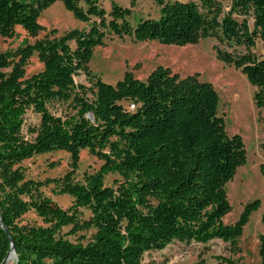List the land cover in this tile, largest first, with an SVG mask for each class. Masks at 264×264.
I'll return each instance as SVG.
<instances>
[{
  "label": "trees",
  "instance_id": "obj_1",
  "mask_svg": "<svg viewBox=\"0 0 264 264\" xmlns=\"http://www.w3.org/2000/svg\"><path fill=\"white\" fill-rule=\"evenodd\" d=\"M55 1L89 28L36 40L12 54L0 52V264L11 244L15 264H141L145 253L174 241L219 240L235 253L260 201L248 203L234 225L223 224L229 210L224 187L244 163V145L240 135H227L217 93L195 77L180 78L162 66L144 82L127 73L110 85L91 75L87 64L109 36L181 46L220 34L229 45L240 39L253 47L259 39L264 51V0H231L220 22L227 0H202L213 10L210 17L192 1L151 0L160 7L159 18L139 20L135 27L126 19L130 9L115 2L107 12L96 0H86L85 8L80 0H0V35L11 37L20 27L36 37L43 29L41 11ZM235 15L244 17L242 23ZM33 55L43 68L25 78ZM218 55L226 62L240 60L237 66L257 88L255 106L263 109L264 57L244 61L220 49ZM80 74L89 80L93 100L85 97L86 87L75 83ZM53 102H70L75 114L54 116L48 108ZM28 111L39 116L38 126L27 128L35 135L32 140L23 136ZM85 149L103 164L84 183L74 182L71 171L47 183L33 181L21 166L34 156L62 151L76 169ZM109 174L117 178L105 186ZM46 184H54V193L69 196L72 204L62 209L46 197L41 191ZM81 210L90 213L83 227ZM30 212L42 226L21 224ZM66 227L72 229L62 233ZM82 228L94 231L85 244L65 237ZM259 242L264 264V235ZM216 259L217 264H232L224 256Z\"/></svg>",
  "mask_w": 264,
  "mask_h": 264
},
{
  "label": "rangeland",
  "instance_id": "obj_2",
  "mask_svg": "<svg viewBox=\"0 0 264 264\" xmlns=\"http://www.w3.org/2000/svg\"><path fill=\"white\" fill-rule=\"evenodd\" d=\"M98 5L107 12L111 3L130 9V15L126 18L132 27L142 19H158L160 7L151 0H135V5H130V0H96ZM192 1L197 4L205 17L211 16L212 9L206 6L202 0H164V3ZM86 0H80V5L86 7ZM231 0L222 4V14L229 11ZM235 19L242 23L244 17L235 15ZM38 24L43 28L36 37L29 36L22 28L15 27L11 37L0 35V52L14 53L19 48L32 44L36 40L48 38H60L68 33L84 31L89 28V23L77 20L68 12L60 1H55L43 9L38 17ZM249 30L253 29V20L247 18ZM219 38L200 39L193 44L181 46L163 45L155 41L143 43L133 42L129 37L122 39L109 36L103 41V45L94 49L93 55L87 64L91 75L100 78L103 82L115 85L127 73L134 78L145 81L149 73L157 66L167 68L172 75L180 78L195 77L200 83H206L217 93L219 97L218 113L224 120L225 130L228 136L240 135L244 145V163L236 168L231 181L225 187L226 199L229 204L228 212L223 216L224 225H234L244 207L259 200V207L253 211L248 223L243 228L241 236L237 239L234 253L230 252V246L222 241L215 240L208 244L195 242L184 243L174 241L163 250L149 251L143 255L141 264H217V256H224L232 260V264H261L259 257V238L264 235V225L261 217L264 214V108L255 106L254 94L257 88L252 86L246 76L237 66V62H226L218 55V50L230 53L234 58L243 57L244 61L260 60L264 57L262 43L255 39L253 47H247L240 39L233 44L224 42ZM73 47L74 44L71 43ZM17 61V57H14ZM43 66L36 55H33L25 67V78L37 74ZM76 84L88 89L85 97L93 100L91 84L87 77L80 74L74 78ZM128 103H124L126 106ZM54 116L68 117L75 114V109L70 102H53L48 106ZM39 124V116L28 111L25 115L23 136L32 140L35 135L27 132L28 127H36ZM103 162L92 156L87 149L81 150L76 169L70 167V156L66 152L57 151L43 155H37L24 161L21 166L26 179L37 182L62 179L71 171L74 182L84 183L85 179L96 175ZM117 177L109 174L104 178L105 186H112ZM42 193L57 203L62 209L72 204V199L67 195H56L54 184H46ZM89 211L81 210L79 224L83 227L88 220ZM23 225L42 226L40 219L32 212L21 219ZM71 227H66L62 233H68ZM94 231H76L74 235H66L67 240L74 243L85 244L90 240ZM15 256L12 260H6L4 264H15ZM223 263V261H220Z\"/></svg>",
  "mask_w": 264,
  "mask_h": 264
},
{
  "label": "water",
  "instance_id": "obj_3",
  "mask_svg": "<svg viewBox=\"0 0 264 264\" xmlns=\"http://www.w3.org/2000/svg\"><path fill=\"white\" fill-rule=\"evenodd\" d=\"M14 254V256H15V252H14V246H13V244H11V249H10V251H9V254ZM9 254H8V256H9ZM8 256L6 257V259L4 260V262L7 260V258H8ZM15 260H16V256H15ZM4 264V263H3Z\"/></svg>",
  "mask_w": 264,
  "mask_h": 264
},
{
  "label": "bare ground",
  "instance_id": "obj_4",
  "mask_svg": "<svg viewBox=\"0 0 264 264\" xmlns=\"http://www.w3.org/2000/svg\"><path fill=\"white\" fill-rule=\"evenodd\" d=\"M14 258V254H9V256H8V258H7V260H12Z\"/></svg>",
  "mask_w": 264,
  "mask_h": 264
},
{
  "label": "built area",
  "instance_id": "obj_5",
  "mask_svg": "<svg viewBox=\"0 0 264 264\" xmlns=\"http://www.w3.org/2000/svg\"><path fill=\"white\" fill-rule=\"evenodd\" d=\"M131 109L133 108V106L130 107Z\"/></svg>",
  "mask_w": 264,
  "mask_h": 264
}]
</instances>
